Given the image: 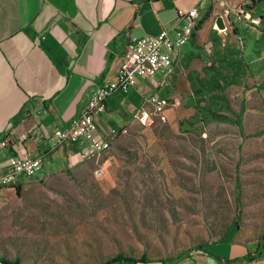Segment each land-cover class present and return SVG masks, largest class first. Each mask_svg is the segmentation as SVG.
Here are the masks:
<instances>
[{"label":"crops","instance_id":"0c3cea01","mask_svg":"<svg viewBox=\"0 0 264 264\" xmlns=\"http://www.w3.org/2000/svg\"><path fill=\"white\" fill-rule=\"evenodd\" d=\"M263 2L227 0L229 13L222 15L218 5L200 0H0V142L6 139L8 143L6 147L0 144V171L7 170L13 154L43 159L32 179H21L0 191L10 192L26 181L60 173L76 176L91 167L103 173L112 160L108 153L125 133L119 132L138 124L137 112L153 93L168 101L164 114L173 121L196 112L199 94L203 93L202 98L210 95V82L217 79L227 100L240 103L244 115L263 113L264 29L249 28L234 12L242 6L264 26ZM195 6L197 24L207 16L184 44L171 51L175 71L165 84H157L160 72L149 79L137 78L126 92L111 93L105 110L94 114L97 134L110 142L106 151L81 161L79 143L59 144L51 138L56 127H68L78 118L98 86L114 79L129 37L166 30L176 39L185 25L183 13ZM217 17L223 28L217 27ZM247 39L252 41L249 52ZM262 125L259 115L253 126ZM112 130L118 135H110ZM255 246H245L244 254L253 252ZM193 252L176 264H218L208 251ZM243 264H264V251L256 261Z\"/></svg>","mask_w":264,"mask_h":264},{"label":"rangeland","instance_id":"374dc122","mask_svg":"<svg viewBox=\"0 0 264 264\" xmlns=\"http://www.w3.org/2000/svg\"><path fill=\"white\" fill-rule=\"evenodd\" d=\"M228 103L219 113L234 120L240 103ZM258 113L240 115L241 131L202 112L152 117L118 137L99 177L91 167L0 191V259L10 261L0 264H108L118 254L154 262L196 245L221 259L244 254L264 227Z\"/></svg>","mask_w":264,"mask_h":264},{"label":"built area","instance_id":"2783aa9c","mask_svg":"<svg viewBox=\"0 0 264 264\" xmlns=\"http://www.w3.org/2000/svg\"><path fill=\"white\" fill-rule=\"evenodd\" d=\"M201 2H211L220 8V14L227 15V0H200ZM235 17L238 21H244L249 28H262L259 18L251 17L250 11L242 6L235 9ZM185 25L182 34L173 39L166 30H162L157 35H142L140 37H129L120 54L119 68L114 79L98 86L88 101L85 103L81 112L68 127H56L51 138L59 144L79 143L78 157L81 161H89L97 158L101 153L110 147L108 139L102 138L97 134V128L93 121L94 114L103 112L106 107L107 97L116 90L126 92L129 87L136 83L137 78L149 79L160 72L161 80L157 83L159 86L165 84L168 76L174 73V58L171 51L184 44L192 35L197 26L199 16L197 7H192L185 13ZM150 105V109L146 106ZM168 101L158 93L149 95L145 103L137 112L139 122L145 124L152 117H158L160 120H166L165 108ZM122 128L119 133L126 132ZM110 135L117 136L118 132L112 130ZM1 146H7V140L0 142ZM43 159L41 157L31 156L28 153L13 154L8 157V168L6 171H0V190L14 184L20 183L21 179H32L41 168ZM96 177L101 176L102 169L97 168L94 171Z\"/></svg>","mask_w":264,"mask_h":264},{"label":"trees","instance_id":"16d2710c","mask_svg":"<svg viewBox=\"0 0 264 264\" xmlns=\"http://www.w3.org/2000/svg\"><path fill=\"white\" fill-rule=\"evenodd\" d=\"M207 15H204L198 22L196 29L199 28V26L202 24V22L204 21V19L206 18ZM189 80L191 81V84H193V80H192V76L188 75ZM211 87H210V96L215 99L214 104H217L219 106V111L220 110H225V111H230L231 109L229 107V103L228 100L224 94V88L223 86L219 83V81L217 79H213L211 82ZM201 92V91H200ZM201 97L198 100V103H200L203 99H202V95L203 93L199 94ZM219 111H212L209 108H204V107H200L199 105L196 106V113L198 112H202V114L208 119V120H222V121H227V122H233L234 124H236L239 128V130H242V124H241V118L240 115L243 111V107L240 108V111L236 117V119L232 120L231 118L227 117L226 115H221V113H219ZM264 133V131L259 132V134ZM239 182L238 180L236 181V186L238 187ZM15 190L16 193L19 194L20 190H21V186H15ZM255 249L253 252H247L246 254L240 256V257H236L230 260H226V261H222L219 257L217 256H213V258H215L217 260L218 264H243V263H247V262H252V261H256L259 257L262 256V253L264 251V227L261 230L260 234L258 235V238L255 242ZM193 251H202L207 253V250H205V245H196L194 247H191L189 249H186L184 251H181L180 253H178L177 255H175L174 257L171 258H166V259H159L156 260L154 262H158L159 264H175L178 263L179 261L185 259V258H189L191 256V253ZM0 262H10L4 259H0ZM119 262L121 264L125 263V262H149L148 259L146 258L145 254H142L141 257L139 258H132V257H126V256H122L120 254L116 255L115 257L111 258L107 263L111 264V263H116ZM11 263L13 264H19L18 260L15 259L14 261H11Z\"/></svg>","mask_w":264,"mask_h":264},{"label":"water","instance_id":"95a60500","mask_svg":"<svg viewBox=\"0 0 264 264\" xmlns=\"http://www.w3.org/2000/svg\"><path fill=\"white\" fill-rule=\"evenodd\" d=\"M216 24H217L218 28H223V23H222V20L220 17L216 18ZM251 44H252V41L247 39V43H246V47H245V50L246 51L248 50L247 52H249Z\"/></svg>","mask_w":264,"mask_h":264}]
</instances>
